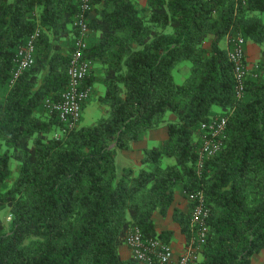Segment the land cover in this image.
Returning <instances> with one entry per match:
<instances>
[{
  "label": "trees",
  "instance_id": "1",
  "mask_svg": "<svg viewBox=\"0 0 264 264\" xmlns=\"http://www.w3.org/2000/svg\"><path fill=\"white\" fill-rule=\"evenodd\" d=\"M78 9L0 0V264H138L119 246L132 228L169 244L153 214L165 217L178 191H201L209 209L197 264H251L264 250V0H91L85 83L103 116L56 138L61 123L43 105L66 89ZM37 29L33 65L11 83ZM238 35L260 57L235 99L226 43ZM216 116L223 144L197 173L200 127ZM163 124L167 138L139 167L117 163ZM190 206L172 212L187 240Z\"/></svg>",
  "mask_w": 264,
  "mask_h": 264
},
{
  "label": "built area",
  "instance_id": "2",
  "mask_svg": "<svg viewBox=\"0 0 264 264\" xmlns=\"http://www.w3.org/2000/svg\"><path fill=\"white\" fill-rule=\"evenodd\" d=\"M90 12L91 0H79V9L74 22L77 36L67 67L66 89L57 100L46 99L44 101L43 106L47 112L55 114L61 123L60 130L55 134L56 138L68 134L79 126L83 105L93 90L89 84L85 83L91 69V61L84 56L89 35L87 20ZM38 34L37 29L26 44L18 49L14 58L11 83L33 65L34 40ZM226 54L232 68L235 99H240L244 95L245 81L249 72L243 37L238 35L227 41ZM225 128L226 117L223 116L213 117L201 124L202 135L197 152V173L201 171L206 161L221 150ZM183 196L191 205L189 219L191 234L184 251L174 264H197L200 250L206 241L209 209L205 205L201 191L183 192ZM124 244L129 248L131 258L138 264H172L171 246L159 239L144 238L138 228H132L128 232Z\"/></svg>",
  "mask_w": 264,
  "mask_h": 264
},
{
  "label": "crops",
  "instance_id": "3",
  "mask_svg": "<svg viewBox=\"0 0 264 264\" xmlns=\"http://www.w3.org/2000/svg\"><path fill=\"white\" fill-rule=\"evenodd\" d=\"M135 1L139 3L140 5H144L146 0H135ZM94 14L95 13L92 10L90 12L89 17L92 18ZM245 48H246V60H249L251 62L249 64V66L251 67L259 59L260 49L257 45L250 43V42H246ZM170 120H174V117L172 115L170 116ZM167 136H168V129L165 124L159 126L156 129L150 130L146 134L144 139L137 141L133 144L131 150L119 152L117 154L116 160L121 166L129 165L132 167H139L143 150H145L146 148L155 146L159 142L165 140ZM174 208L181 210L183 213L187 212L189 209V203L185 199V197L181 194L180 191H178L175 194L174 202L172 206L170 207V209L168 210L167 215L165 217L161 216L157 212L153 214V221L155 223L157 232H161L164 230H170L173 233V238L171 242L169 243V245L171 246L173 250L172 264H174L178 256L181 255V253L184 251V248L187 242V239L185 235L181 233V230L178 224L175 223L172 219V212ZM118 252L122 259L131 258L130 250L125 244L119 246ZM251 264H264V250L253 255L251 259Z\"/></svg>",
  "mask_w": 264,
  "mask_h": 264
},
{
  "label": "rangeland",
  "instance_id": "4",
  "mask_svg": "<svg viewBox=\"0 0 264 264\" xmlns=\"http://www.w3.org/2000/svg\"><path fill=\"white\" fill-rule=\"evenodd\" d=\"M248 58V56H247ZM247 61V67L249 69V64L251 63L249 60ZM185 76V75H184ZM183 77L178 75L176 72H174V81L176 83H180L183 80ZM96 93H102L103 87L99 84L95 85ZM103 116V112L96 100V94H92L90 100L85 104V106L82 109L81 113V122L79 125H90L96 122L99 118ZM118 163V162H117ZM119 164V163H118ZM1 219L6 224L9 220L8 211L5 210L1 212Z\"/></svg>",
  "mask_w": 264,
  "mask_h": 264
}]
</instances>
